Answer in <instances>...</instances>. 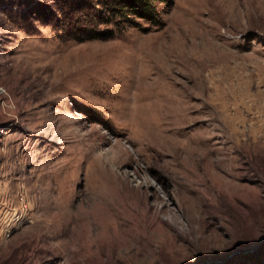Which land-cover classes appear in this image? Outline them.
Wrapping results in <instances>:
<instances>
[{
	"label": "rangeland",
	"instance_id": "rangeland-1",
	"mask_svg": "<svg viewBox=\"0 0 264 264\" xmlns=\"http://www.w3.org/2000/svg\"><path fill=\"white\" fill-rule=\"evenodd\" d=\"M59 3L0 0V264H264V0Z\"/></svg>",
	"mask_w": 264,
	"mask_h": 264
},
{
	"label": "trees",
	"instance_id": "trees-1",
	"mask_svg": "<svg viewBox=\"0 0 264 264\" xmlns=\"http://www.w3.org/2000/svg\"><path fill=\"white\" fill-rule=\"evenodd\" d=\"M59 13L62 20H51L50 26L57 29L63 39L87 42L108 40L114 31L99 28L109 25L112 18L124 19L135 25L130 17L157 23V0H58Z\"/></svg>",
	"mask_w": 264,
	"mask_h": 264
}]
</instances>
